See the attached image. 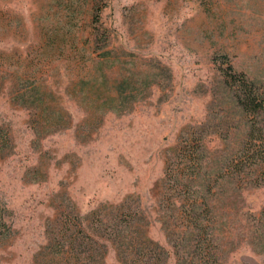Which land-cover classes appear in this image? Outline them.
<instances>
[{
    "label": "rangeland",
    "instance_id": "374dc122",
    "mask_svg": "<svg viewBox=\"0 0 264 264\" xmlns=\"http://www.w3.org/2000/svg\"><path fill=\"white\" fill-rule=\"evenodd\" d=\"M242 73L264 95V0H0V264H83L91 235L121 264L130 216L192 264L195 215L198 264H264Z\"/></svg>",
    "mask_w": 264,
    "mask_h": 264
},
{
    "label": "trees",
    "instance_id": "16d2710c",
    "mask_svg": "<svg viewBox=\"0 0 264 264\" xmlns=\"http://www.w3.org/2000/svg\"><path fill=\"white\" fill-rule=\"evenodd\" d=\"M230 77L234 78V80L232 81H238L235 80L237 74L230 72L227 74V78L231 79ZM239 77L240 84H238V86L242 88V91L241 94L238 95V99L241 105L244 107V109L254 110L256 112L263 111L264 95H262L261 93H257L254 90L253 81L248 79L245 73H242ZM258 130L260 129L258 128ZM255 133L256 129H251V138H254ZM261 139L262 144L260 145V147H264V136ZM263 158L264 155L263 153H261L260 156H258L257 161H262ZM191 204L193 205V207H197L196 200L193 201ZM125 220L127 222L126 225L123 227V229L120 228L118 230V233L115 234L119 242L118 256L120 258L121 264H166L171 256L170 250L164 245H161L156 242L154 239H151L148 236L146 230L141 228L142 226L140 227V224H138L139 226H135V223H137L138 220H135V218H133L132 216H130L129 218H125ZM201 221L202 219L199 215L193 216L191 220V224L193 225L191 226L192 229H190V231L188 232V236L183 239V242L186 244L187 248L190 246L192 247V245L197 247V251L199 254L198 256L192 254V264H198L197 258L199 260H202L207 255L210 254L211 257L214 254L211 251L208 252L206 248L202 247V245L200 244V242L202 241L200 235L203 232V227H205L202 226L203 222ZM92 236L93 235L88 238V249L85 251L84 254V257L87 261L83 264H106L105 261L101 259L105 255V251L98 248H94V244L92 243L94 240ZM73 237L74 238L72 240L74 241L78 239H82V241L84 240V237L79 236L78 233H74ZM76 255L77 252H75V257ZM74 264L78 263L74 262Z\"/></svg>",
    "mask_w": 264,
    "mask_h": 264
}]
</instances>
